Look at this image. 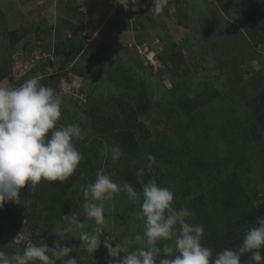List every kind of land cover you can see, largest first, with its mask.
<instances>
[{
	"label": "rangeland",
	"instance_id": "rangeland-1",
	"mask_svg": "<svg viewBox=\"0 0 264 264\" xmlns=\"http://www.w3.org/2000/svg\"><path fill=\"white\" fill-rule=\"evenodd\" d=\"M32 77L62 97L57 126L81 127L83 158L64 182L26 185L0 208V250L51 249L76 213L83 228L67 232L64 259L109 264L104 241H134L144 227L140 203L117 193L104 202L100 247L81 249L93 225L83 191L100 170L140 192L144 168L190 223L204 235L226 226L231 243L264 218V120L254 114L264 110V0H0V83ZM105 144L120 147L115 164Z\"/></svg>",
	"mask_w": 264,
	"mask_h": 264
},
{
	"label": "clouds",
	"instance_id": "clouds-1",
	"mask_svg": "<svg viewBox=\"0 0 264 264\" xmlns=\"http://www.w3.org/2000/svg\"><path fill=\"white\" fill-rule=\"evenodd\" d=\"M129 2L118 0L125 7ZM62 105V97L52 87L40 84L37 77L18 87L0 83V208L7 202L19 203L20 191L26 185L35 189L41 181L64 182L76 171L83 157L74 140L81 138L82 129L79 124L57 126ZM102 155L115 164L122 152L119 146L105 144ZM145 158L149 162L146 167L151 169L155 157L146 154ZM136 176L140 192L128 182L117 183L103 170L84 187V214L93 225L78 238L87 255L101 245L104 202L123 192L133 203H140L136 219L143 221L144 230L134 241L119 242L115 247L111 240L104 241L112 258L109 264H241L246 253L251 254L248 264H264V218L247 230L237 248H225L213 257V250L202 243L203 226L189 222L191 210L173 207L174 192L159 186L155 178L145 183L144 168L138 169ZM63 219L70 228H83L76 213ZM70 228L56 231L59 239L51 249L46 244H29L22 252L0 250V264H54V258L60 264H78L76 258L64 259L70 248L61 246ZM160 242H165L162 247ZM132 243L135 247H130Z\"/></svg>",
	"mask_w": 264,
	"mask_h": 264
},
{
	"label": "trees",
	"instance_id": "trees-1",
	"mask_svg": "<svg viewBox=\"0 0 264 264\" xmlns=\"http://www.w3.org/2000/svg\"><path fill=\"white\" fill-rule=\"evenodd\" d=\"M254 114H255V117L258 118L260 121L264 120V115H263L264 110L261 112L260 111L258 112L256 110ZM145 178H148V177H145ZM231 238L234 239V234L229 235V232L226 231V226H225L224 229L219 230V232H217V230H214L209 235H204L202 243L205 246L210 247L213 250V257H214L216 253L222 251L225 248H237L241 244V241L231 243L230 241ZM261 252L263 251L261 250ZM250 256H251L250 253L244 254L241 257V264H248V261L250 260Z\"/></svg>",
	"mask_w": 264,
	"mask_h": 264
}]
</instances>
